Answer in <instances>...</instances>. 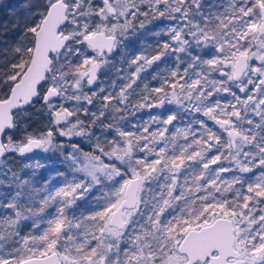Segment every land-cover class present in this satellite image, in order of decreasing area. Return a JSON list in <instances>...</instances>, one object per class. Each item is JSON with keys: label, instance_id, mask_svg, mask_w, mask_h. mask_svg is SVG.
Listing matches in <instances>:
<instances>
[{"label": "snow or ice", "instance_id": "snow-or-ice-1", "mask_svg": "<svg viewBox=\"0 0 264 264\" xmlns=\"http://www.w3.org/2000/svg\"><path fill=\"white\" fill-rule=\"evenodd\" d=\"M0 9V264H264V0Z\"/></svg>", "mask_w": 264, "mask_h": 264}, {"label": "trees", "instance_id": "trees-1", "mask_svg": "<svg viewBox=\"0 0 264 264\" xmlns=\"http://www.w3.org/2000/svg\"><path fill=\"white\" fill-rule=\"evenodd\" d=\"M21 2H22V0H3V3H4V4H10V5H13V6H17V5H19ZM11 19H12V18L6 14V11H5V10L0 9V24H3V23H5V22H7V23H8V28L11 29V27H12ZM0 31H2V29H0ZM8 38H10V37H9V36H2V37H0V39H8ZM155 40H156V38H154V37H152L151 35H149V36H147V38H144V39H143V43H146V44H153V45H154ZM169 63H170V61H169ZM163 67H164V65L161 64V68H163ZM148 71L151 73V72L156 71V69L153 68V69H149ZM103 78L108 79V76H104V77H102V79H103ZM113 78H114V77H113ZM148 79L150 80L151 77L149 76ZM138 115L141 116V117H143V118H146V116H147V112L145 111V112H142V113H140V114H138ZM77 139H78V138H77ZM74 142H75V141H74ZM36 156H37V155H36ZM36 156H35L34 158H36ZM27 162H28V161H21V160L17 159L16 162H15L14 168H15L16 170H19V168L22 166V164H23V163H27ZM47 163L50 164V165H48V166L46 165V168H41V169H39L38 172H37V175H42V176H44L45 178H47V176L49 175V171L47 170V168H50V167L52 166L53 162H52V161H49V162H47ZM41 164H42V163H41ZM44 165H45V164H44ZM57 166H58V165H57Z\"/></svg>", "mask_w": 264, "mask_h": 264}, {"label": "rangeland", "instance_id": "rangeland-1", "mask_svg": "<svg viewBox=\"0 0 264 264\" xmlns=\"http://www.w3.org/2000/svg\"><path fill=\"white\" fill-rule=\"evenodd\" d=\"M103 79H105V78H103ZM47 155H49V154H38L37 156H36V158H33V161L32 162H35V160H39L40 161V163H42V164H45V165H50V164H48L47 162H49V161H51V160H48V159H45L44 157L45 156H47Z\"/></svg>", "mask_w": 264, "mask_h": 264}]
</instances>
